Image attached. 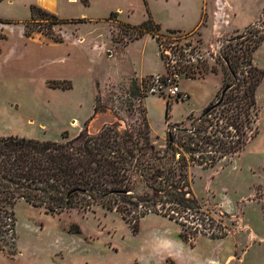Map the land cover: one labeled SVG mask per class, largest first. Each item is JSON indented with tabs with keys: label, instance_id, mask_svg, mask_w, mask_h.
I'll return each instance as SVG.
<instances>
[{
	"label": "rangeland",
	"instance_id": "1",
	"mask_svg": "<svg viewBox=\"0 0 264 264\" xmlns=\"http://www.w3.org/2000/svg\"><path fill=\"white\" fill-rule=\"evenodd\" d=\"M51 1L52 9L41 0L0 1V135L65 142L88 132L98 108L117 118L104 129L129 133L138 145L149 135L164 151L167 132L184 137L181 130L193 128L231 82L221 53L244 49L251 24L264 21V0ZM32 5L62 18L50 33L63 42L46 35L44 17L31 19ZM150 16L161 26L160 39L151 33L133 39L135 26ZM27 22L35 28L29 37ZM253 59L264 71V40ZM185 63L193 66L184 70ZM170 72L181 73L189 99L151 92L152 74ZM256 98L255 130L246 133L254 134L240 152L213 166L206 155L195 161L187 154V181L204 209H181L165 198L138 206L114 198L108 205L121 213L98 202L87 207L78 197L53 215L20 200L13 216L0 215V264H264V77ZM138 155L141 165L153 160L151 150ZM145 176L133 175L135 195L149 192Z\"/></svg>",
	"mask_w": 264,
	"mask_h": 264
},
{
	"label": "trees",
	"instance_id": "2",
	"mask_svg": "<svg viewBox=\"0 0 264 264\" xmlns=\"http://www.w3.org/2000/svg\"><path fill=\"white\" fill-rule=\"evenodd\" d=\"M31 16L32 20L38 16L44 17L49 27L46 35L55 41H62L50 33L53 25L64 22L62 18L37 5L31 6ZM30 24H25V35L28 37L35 29ZM135 29L133 39L147 33H151L157 40L161 37V26L151 16L135 26ZM247 34L249 42L244 49L232 47L226 53H221V57L228 62V74L225 77L231 80L224 85L230 88L223 104L209 114L205 113V108L193 122V128L181 130L184 137L169 130L168 146L164 151L151 143L149 135L143 145H138L131 134L121 133L114 128L103 129L96 134L83 131L65 142L0 135V215L13 216V208L20 200L44 208L47 213L61 214L74 207L78 197L85 200L87 207L98 202L121 213L123 211L120 207L108 205L114 198L127 200L134 206L141 202L156 203L165 198L166 202L175 207L182 206L181 209H204L202 202L191 192L187 181V154H190V160L195 161H199L196 154L206 155L203 157L209 160L206 164L213 166L240 152L254 134L247 136V131L255 130L252 127L255 123L252 112L257 106L256 90L263 80L264 71L254 63L253 52L264 40V21L251 24ZM184 57L183 60L188 62ZM189 66L186 63L182 65L184 70ZM211 71L217 73L218 68L213 67ZM240 72L246 75L240 77ZM221 124L222 129H219ZM210 126L217 127L212 133L214 138L206 135ZM229 128L235 129L236 134L232 135ZM235 136L238 138L234 139ZM145 150H151L153 154L149 165L138 163L141 161L138 152ZM178 153L180 157L176 159ZM164 157H167L165 162ZM150 162L157 165L154 173L146 171L153 166ZM137 164L142 167L141 172ZM138 172L148 178L145 176L149 192L144 197L135 195L131 185L134 183L133 175ZM159 179L164 181L159 186L150 183V180ZM145 214L147 212L139 214L134 221L135 227ZM13 226L14 223L12 230ZM0 251H4V248H0Z\"/></svg>",
	"mask_w": 264,
	"mask_h": 264
},
{
	"label": "water",
	"instance_id": "3",
	"mask_svg": "<svg viewBox=\"0 0 264 264\" xmlns=\"http://www.w3.org/2000/svg\"><path fill=\"white\" fill-rule=\"evenodd\" d=\"M228 63V62H226ZM229 86H226L222 89L219 99H217L214 103H212L209 107H207L205 113L209 114L219 106H221L224 102L225 95L229 90ZM117 124V118L113 114L109 113V110L106 109H98L95 115L92 117L88 126V133L96 134L102 131L107 125H115ZM76 191V189H75ZM71 192L68 193L67 198H69Z\"/></svg>",
	"mask_w": 264,
	"mask_h": 264
},
{
	"label": "built area",
	"instance_id": "4",
	"mask_svg": "<svg viewBox=\"0 0 264 264\" xmlns=\"http://www.w3.org/2000/svg\"><path fill=\"white\" fill-rule=\"evenodd\" d=\"M181 73L170 72L165 75L156 74L152 77L151 92L165 91L169 97L177 99H189L190 94L183 91L179 85Z\"/></svg>",
	"mask_w": 264,
	"mask_h": 264
},
{
	"label": "crops",
	"instance_id": "5",
	"mask_svg": "<svg viewBox=\"0 0 264 264\" xmlns=\"http://www.w3.org/2000/svg\"><path fill=\"white\" fill-rule=\"evenodd\" d=\"M228 3H229V1H228ZM230 4V3H229ZM42 6V5H41ZM44 7V6H43ZM46 8V7H45ZM48 9V8H47ZM219 9V8H218ZM221 9H222V7H221ZM222 10H220V11H218L217 13H216V19H218V25H216V29L217 30H219L220 29V27H221V25H220V23H221V19H223V15H222V12H221ZM221 15V16H220ZM199 23H201V19L199 20V22L197 23V25L195 26V27H197L198 25H199ZM222 24V23H221ZM220 26V27H219ZM194 27V28H195ZM55 41V40H54ZM55 42H57V43H61V42H63V41H55ZM152 75H156V74H152ZM63 80H70V79H68V78H65V79H63ZM70 81H72V80H70Z\"/></svg>",
	"mask_w": 264,
	"mask_h": 264
},
{
	"label": "bare ground",
	"instance_id": "6",
	"mask_svg": "<svg viewBox=\"0 0 264 264\" xmlns=\"http://www.w3.org/2000/svg\"><path fill=\"white\" fill-rule=\"evenodd\" d=\"M40 4L48 9H52L53 7L51 0H41Z\"/></svg>",
	"mask_w": 264,
	"mask_h": 264
},
{
	"label": "flooded vegetation",
	"instance_id": "7",
	"mask_svg": "<svg viewBox=\"0 0 264 264\" xmlns=\"http://www.w3.org/2000/svg\"><path fill=\"white\" fill-rule=\"evenodd\" d=\"M202 204L204 205V208H205V206L207 205L205 202H203Z\"/></svg>",
	"mask_w": 264,
	"mask_h": 264
}]
</instances>
